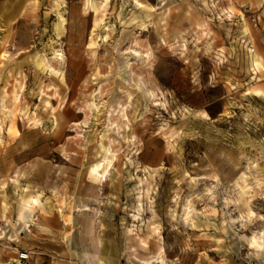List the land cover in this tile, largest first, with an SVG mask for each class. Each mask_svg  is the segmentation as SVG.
Returning a JSON list of instances; mask_svg holds the SVG:
<instances>
[{
	"label": "rangeland",
	"instance_id": "obj_1",
	"mask_svg": "<svg viewBox=\"0 0 264 264\" xmlns=\"http://www.w3.org/2000/svg\"><path fill=\"white\" fill-rule=\"evenodd\" d=\"M2 51L0 232L36 195L54 264H264V0H0ZM38 243L0 236V264Z\"/></svg>",
	"mask_w": 264,
	"mask_h": 264
},
{
	"label": "bare ground",
	"instance_id": "obj_2",
	"mask_svg": "<svg viewBox=\"0 0 264 264\" xmlns=\"http://www.w3.org/2000/svg\"><path fill=\"white\" fill-rule=\"evenodd\" d=\"M63 23H65V17L63 16L61 12H59L58 20L56 22V28L58 32L61 31V25ZM0 55L2 56L5 55V52L4 51L0 52ZM252 57H253V63L258 65V62H259L258 55L256 53H253ZM92 104H93V101H92ZM93 153L95 156V160L89 164H85V167H87L89 172L98 179L99 184H102L103 181L106 179L107 172L110 166L112 165L114 154L111 152V150L109 149V146L106 144L103 138H101V141L99 142V144L96 145V148ZM7 182H8V178L6 177L0 178V187L4 188ZM2 191L3 189L0 190L1 201L3 202L5 207H9L11 204L7 200L5 195H3ZM248 191H249V188L247 190H242L241 195L248 199V196L251 195V193H248ZM17 201L19 204H21L20 217L18 219L19 221L17 222V225H16L15 223L12 222L13 220L11 221L10 219H7V220L5 219L6 228L4 227L2 232H0V236H7L9 239H15L19 241L22 238L20 233L24 231L26 234L27 231L29 230V224H30L29 221L32 220L31 218L32 217V207L31 206L33 204L39 203L40 201L38 200L36 195L25 196V194L23 196H20L19 199H17ZM250 212H253V209H250ZM249 244L250 246L254 247V250L257 251L256 253H258L260 256H262V258H264V231H262L258 235L254 233L251 237H249ZM73 249L76 250L78 254H80V252L78 251L76 247H73ZM83 253L86 255L88 252H85L83 250ZM17 260H16V264H20V260L18 258ZM87 261H89L88 262L89 264H93L92 262H90V260H87Z\"/></svg>",
	"mask_w": 264,
	"mask_h": 264
},
{
	"label": "crops",
	"instance_id": "obj_3",
	"mask_svg": "<svg viewBox=\"0 0 264 264\" xmlns=\"http://www.w3.org/2000/svg\"><path fill=\"white\" fill-rule=\"evenodd\" d=\"M82 174H80V175H82ZM87 174H89L91 177H95L89 171H88ZM87 189H89V188H87ZM89 191L92 192L93 189L92 190L89 189ZM39 203H42V200H40ZM58 218H62V215H59L56 211H54V212L52 211L50 214L45 215L44 219L41 220L40 226H42L41 227L42 231L34 233V232H31V230L29 228V230L27 231L26 234H25L24 231L21 232L20 234H21V236L23 238V239L21 238V241L23 243L27 242V239L29 240L31 238V235H33V234L36 235L37 239L39 240V243H38L39 247H35V246H32V245H29V246H27V245L26 246L25 245H19V247L16 248V253H17V249L26 248V249L30 250V258H31L32 264H37V257H40L39 258V259H41L40 263H43V264H54V263H56L57 259H59V256H60V254L62 252V249H63L62 244L57 241L58 240V236L60 235L61 232L59 230H56V229L52 228V223L56 222L57 220H60ZM72 219L74 220V215L73 214H72ZM51 240H55V241H53V243H52V242H50ZM66 242H67V245H68V248H69L70 252L73 255H76V254H74V249H73L74 243H73V241L71 239V236L67 237ZM36 251L41 252L40 253L41 255L40 256L35 255ZM82 255H84V253H80L79 256H82ZM79 256H77V257H79ZM15 259L17 260V258H15Z\"/></svg>",
	"mask_w": 264,
	"mask_h": 264
},
{
	"label": "built area",
	"instance_id": "obj_4",
	"mask_svg": "<svg viewBox=\"0 0 264 264\" xmlns=\"http://www.w3.org/2000/svg\"><path fill=\"white\" fill-rule=\"evenodd\" d=\"M17 258L20 260V264H32L29 249L26 248L17 249Z\"/></svg>",
	"mask_w": 264,
	"mask_h": 264
}]
</instances>
